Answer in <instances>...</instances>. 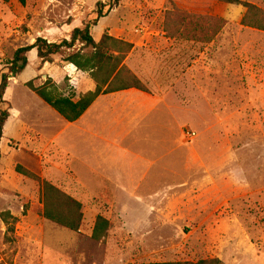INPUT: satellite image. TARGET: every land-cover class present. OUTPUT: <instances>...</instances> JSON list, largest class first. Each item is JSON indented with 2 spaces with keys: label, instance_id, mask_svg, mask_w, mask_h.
I'll return each instance as SVG.
<instances>
[{
  "label": "rangeland",
  "instance_id": "rangeland-1",
  "mask_svg": "<svg viewBox=\"0 0 264 264\" xmlns=\"http://www.w3.org/2000/svg\"><path fill=\"white\" fill-rule=\"evenodd\" d=\"M96 1L75 0L73 16L69 0H0V79L38 30L92 19ZM100 1L115 5L95 32L147 42L130 57L145 75L127 67L149 96L68 123L25 83L50 77L76 99L86 77L26 54L3 96L0 213L16 222L7 231L0 215V264H264V31L241 24V5L212 1L193 35L168 0ZM243 1L264 12V0ZM16 165L81 203L77 233L42 217L40 182ZM97 215L109 222L101 241Z\"/></svg>",
  "mask_w": 264,
  "mask_h": 264
},
{
  "label": "trees",
  "instance_id": "trees-1",
  "mask_svg": "<svg viewBox=\"0 0 264 264\" xmlns=\"http://www.w3.org/2000/svg\"><path fill=\"white\" fill-rule=\"evenodd\" d=\"M9 2L10 0H2ZM20 5H25L26 0H16ZM218 1L226 4L241 5L245 13L241 24L246 27L264 31V12L255 5L243 0H168L172 11L181 12L189 20V32L193 35L198 27L203 24L201 14L209 13L211 2ZM115 4L97 1L93 11L95 17L83 21L81 26L73 28L68 38L58 42H48L43 37L34 38L31 44L17 48L12 58L7 63L9 75L3 74L0 79V140L4 124L9 116L7 102L3 99L8 79L20 74L28 64L26 54L36 49L37 58L41 63H54L58 56L59 62L74 67L76 72L87 73L94 83V89L80 94L77 99L71 95H63L58 84L47 77L39 86L34 85V80L25 83L26 87L37 95L44 103L51 107L68 123L77 121L93 102L101 95L137 89L147 91L141 80L125 65L124 61L131 52L133 45L123 39L115 38L107 33L101 35L96 41L92 29L99 19L105 17ZM189 5V6H188ZM206 16V15H205ZM199 19V20H198ZM201 19V20H200ZM196 20V21H194ZM79 45V46H78ZM11 74V75H10ZM15 171L25 177L40 182V195L42 200V217L52 223L64 227L72 232H78L83 218L82 205L79 201L65 194L53 184L41 180L31 171L21 165H16ZM7 226V231H12V224L16 222L10 212L0 213ZM11 219V221H10ZM109 222L101 215H97L91 231V239L101 241L105 238ZM140 264H222L218 258H205L197 261L149 262Z\"/></svg>",
  "mask_w": 264,
  "mask_h": 264
},
{
  "label": "crops",
  "instance_id": "crops-1",
  "mask_svg": "<svg viewBox=\"0 0 264 264\" xmlns=\"http://www.w3.org/2000/svg\"><path fill=\"white\" fill-rule=\"evenodd\" d=\"M75 0H69L70 3L69 6L67 5H64V9H66V13L70 12V15H73V10H72V7H75L77 4L76 2H74ZM99 1V0H97ZM96 1V2H97ZM73 2V3H72ZM95 2V3H96ZM72 3V4H71ZM94 3V4H95ZM88 4V3H87ZM93 4V6H94ZM92 5V4H91ZM71 6V7H70ZM75 16V15H73ZM73 19L70 20L69 22L67 21H63L62 24L60 25V27H49V32L45 33V32H42L41 30H38L37 33L34 35V38L36 37H43L45 38L48 42H51V41H54L55 39V36L54 35H51V33H53V29H56L58 30V33L61 34V36L63 38H68V35L70 33V31L75 28V27H79L81 26V21L77 18V17H72ZM102 20V19H100ZM99 20V22L97 23L96 26L93 27L92 29V32H93V37L95 38H100L101 35L98 33V32H95L97 31V29H102V25H101V21ZM108 34V33H107ZM95 35V36H94ZM115 38H119V39H123V34L121 35H116V36H113ZM33 38V40H34ZM144 38H139V37H129V38H124L123 40L131 43L133 45V48L131 50V52L129 53V55L126 57L124 63L126 66H128L139 78L144 76L143 75V70L145 68V65L142 64V62H139L138 65H133V63L131 64V56L133 55V53L138 49V47H141V46H146L147 45V42H144L143 40ZM32 43V42H31ZM30 43V44H31ZM160 44V43H159ZM28 53H31L32 56L34 57L36 55V49H32L30 50ZM172 57H174V54H170ZM37 56V55H36ZM173 61L175 62V60L173 59ZM130 62V63H129ZM133 62V61H132ZM69 67V69H71L72 71H75L74 70V67L71 66V65H67ZM172 65H170L169 68H167L168 70H172V68H174L173 66H176V64H174L172 67ZM174 71V70H172ZM77 73H81L82 75H84L86 77V89L83 90L81 93H78L77 94V98L79 97L80 94H83L87 91H90V90H93L94 89V83L90 80L89 76L87 73H84V72H80L78 71ZM44 77H46V75H44ZM52 79V78H51ZM53 80V79H52ZM54 81V80H53ZM55 82V81H54ZM57 84V82H55ZM145 96H149V94H147L146 92L144 91H140V90H137V89H134V88H131V89H127V90H123V91H118V92H114V93H109V94H106V95H101L99 96L94 102L93 104L85 111V113L74 123H77L79 121H83L84 117L86 114L90 113L91 110L94 108H96L98 106V110L95 111V113H99V112H103L105 110V112H107L108 109H112V107L116 108L115 106H117L118 104H121V103H124V104H127L129 103V105H131L130 107L132 108H136L135 106V100L133 98H137L138 97H144ZM76 98V99H77ZM117 101L118 104H114V103H111V102H115ZM122 101H126V102H122ZM112 104V105H109ZM103 104H105V107L102 106ZM134 104V106L132 105ZM109 106V107H106V106ZM105 108V109H103Z\"/></svg>",
  "mask_w": 264,
  "mask_h": 264
}]
</instances>
